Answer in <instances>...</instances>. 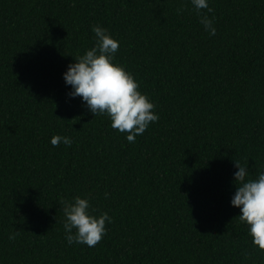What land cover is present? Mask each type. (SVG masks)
I'll use <instances>...</instances> for the list:
<instances>
[{"label": "trees", "instance_id": "1", "mask_svg": "<svg viewBox=\"0 0 264 264\" xmlns=\"http://www.w3.org/2000/svg\"><path fill=\"white\" fill-rule=\"evenodd\" d=\"M209 6L215 36L190 0H0V264H264L230 204L235 161L264 170V0ZM97 25L159 115L135 143L67 95ZM77 196L112 217L95 247Z\"/></svg>", "mask_w": 264, "mask_h": 264}, {"label": "clouds", "instance_id": "2", "mask_svg": "<svg viewBox=\"0 0 264 264\" xmlns=\"http://www.w3.org/2000/svg\"><path fill=\"white\" fill-rule=\"evenodd\" d=\"M190 3L204 30L210 36H215V17L210 18L202 11H213L209 0H190ZM92 31L95 45L77 56L62 74L65 85L70 86L67 95L70 99L81 98L82 106L94 117L107 116L114 130L127 133V141L135 143L137 136L143 135L150 124L159 120L156 106L139 91L140 85L134 76L116 63L119 41L111 36L108 29L99 25L94 26ZM50 142L54 147L61 143L69 147L72 145L70 137L59 135L52 137ZM235 168L233 183L236 190L230 204L240 210L239 220L247 225L253 245L258 250H264V170H258V175L253 179L247 164L235 161ZM108 195L106 192L105 197ZM63 204L68 245L95 247L100 243L107 234L106 222L111 224L112 217L107 212L94 215L88 198L77 196L71 202L63 201ZM9 239H15V236L10 235Z\"/></svg>", "mask_w": 264, "mask_h": 264}]
</instances>
